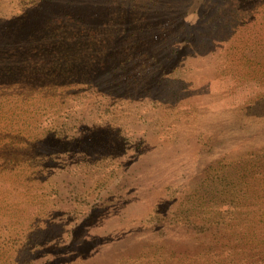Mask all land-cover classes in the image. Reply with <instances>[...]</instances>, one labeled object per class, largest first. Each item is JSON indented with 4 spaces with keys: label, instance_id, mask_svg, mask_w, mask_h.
Here are the masks:
<instances>
[{
    "label": "rangeland",
    "instance_id": "obj_1",
    "mask_svg": "<svg viewBox=\"0 0 264 264\" xmlns=\"http://www.w3.org/2000/svg\"><path fill=\"white\" fill-rule=\"evenodd\" d=\"M0 264H264V0H0Z\"/></svg>",
    "mask_w": 264,
    "mask_h": 264
},
{
    "label": "trees",
    "instance_id": "obj_2",
    "mask_svg": "<svg viewBox=\"0 0 264 264\" xmlns=\"http://www.w3.org/2000/svg\"><path fill=\"white\" fill-rule=\"evenodd\" d=\"M244 2H246V1H244ZM249 2H250V0H249ZM247 3V2H246ZM257 4L258 3H255V4H253L252 6H253V8H256L257 7ZM63 19V18H62ZM64 20V19H63ZM63 20H60V24H68L69 26L71 25V27H72V29H75V27L77 26V23H78V18H72L71 20H68L67 18H65V20L63 21ZM72 21V22H71ZM64 24L62 25V26H64ZM77 27H79V25L77 26ZM70 28V27H69ZM233 217H235V215L233 216Z\"/></svg>",
    "mask_w": 264,
    "mask_h": 264
}]
</instances>
